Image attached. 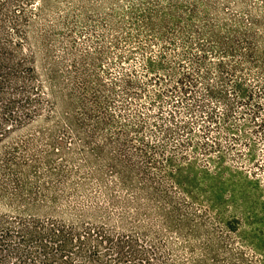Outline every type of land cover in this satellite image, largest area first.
Instances as JSON below:
<instances>
[{"label":"trees","instance_id":"trees-1","mask_svg":"<svg viewBox=\"0 0 264 264\" xmlns=\"http://www.w3.org/2000/svg\"><path fill=\"white\" fill-rule=\"evenodd\" d=\"M49 3L0 0V144L43 134L0 150V264H264L173 181L196 163L264 199V0L66 2L37 33L51 100L29 35Z\"/></svg>","mask_w":264,"mask_h":264},{"label":"rangeland","instance_id":"rangeland-1","mask_svg":"<svg viewBox=\"0 0 264 264\" xmlns=\"http://www.w3.org/2000/svg\"><path fill=\"white\" fill-rule=\"evenodd\" d=\"M84 1L85 0H50L49 7H43L40 15L34 18L33 24L29 28V35L34 45L33 50L36 56V67L39 75L42 76L40 78V83L43 87L45 97L48 100H51L52 97L48 89V84L43 76V56L38 48L37 33L43 23L54 15H57V13L61 12L66 7V2H70L71 6L76 8L82 5ZM105 5H103V8L106 7ZM25 135H33L36 138L42 137L43 134L40 132V124L34 123L27 128L10 133L9 137L0 144V150L4 145H8L12 141H16ZM48 135L49 133L46 132L44 136ZM35 145L37 147L41 146L39 140L34 141V146ZM180 164L178 170H181V174H177V178H174L173 181H175V185L181 186L186 183L188 184L187 186L193 201H195L199 209H208L213 225L220 227L221 230L224 231L232 230L238 233L262 236L264 239V199H260L256 191L248 189L242 178H235V180L231 181V179L212 177L209 172H206L207 170L199 168L196 163ZM248 180L250 181V179ZM2 184H4V179L0 177V211L2 213L10 212L11 210L4 204V191L1 190ZM215 187L220 189L214 190ZM212 199L216 202H221V204L212 208V203L210 201ZM168 237L171 241H175L176 244L180 242L176 234L169 233ZM239 240V245H248L245 239L240 238L238 241ZM203 241L204 239L199 238L196 244L199 245ZM173 247L177 248L175 244ZM198 251L199 252L196 253L197 256L201 253L199 247ZM182 253L188 256L189 251L184 249Z\"/></svg>","mask_w":264,"mask_h":264}]
</instances>
